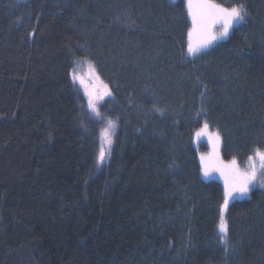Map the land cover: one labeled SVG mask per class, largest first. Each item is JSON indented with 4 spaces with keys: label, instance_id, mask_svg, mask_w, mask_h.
Listing matches in <instances>:
<instances>
[{
    "label": "trees",
    "instance_id": "16d2710c",
    "mask_svg": "<svg viewBox=\"0 0 264 264\" xmlns=\"http://www.w3.org/2000/svg\"><path fill=\"white\" fill-rule=\"evenodd\" d=\"M213 2L244 20L190 57L185 0H0V264H264V187L222 244L193 144L207 121L224 161L264 149V0ZM79 60L111 92L99 116Z\"/></svg>",
    "mask_w": 264,
    "mask_h": 264
},
{
    "label": "snow or ice",
    "instance_id": "6c2138e0",
    "mask_svg": "<svg viewBox=\"0 0 264 264\" xmlns=\"http://www.w3.org/2000/svg\"><path fill=\"white\" fill-rule=\"evenodd\" d=\"M187 11L191 21V28L187 34V54L189 56L198 55L202 50L209 48L215 42L227 38L234 25L243 21L246 15L243 5L225 7L213 2V0H187ZM87 75L102 86L101 90L95 87L90 90L85 83L84 76L77 71L76 67H73L70 72L73 85L79 83L83 88L84 96L87 98L88 110L99 116V105L106 96L111 95V92L108 90L107 85L102 84L94 65L90 62H88ZM113 127V122L109 120L108 127L102 134V145L97 157L98 164H102L108 154L104 145L109 146L110 149L112 143L110 130ZM204 136H207L211 151L200 156L201 171L205 177H208L212 171H217L224 179L223 203L219 209L218 231L220 233V242L227 245L228 224L225 219V212L229 207L230 201L237 196H246L250 187L254 186L257 182L260 183L261 187H264V171H261L258 177V169L255 166L241 169L238 167L235 158L225 164L219 156L220 135L216 132H209L207 121L194 133L196 141H199ZM254 152L255 156L262 162L261 168H264V151L256 148ZM248 160L252 161L253 156L249 155Z\"/></svg>",
    "mask_w": 264,
    "mask_h": 264
},
{
    "label": "rangeland",
    "instance_id": "374dc122",
    "mask_svg": "<svg viewBox=\"0 0 264 264\" xmlns=\"http://www.w3.org/2000/svg\"><path fill=\"white\" fill-rule=\"evenodd\" d=\"M17 1H20V2H23V1H25V0H17ZM186 1V7H187V0H185ZM239 23V22H238ZM238 23H236L235 25H237ZM234 25V26H235ZM191 28V22H190V27H189V29ZM232 30V29H231ZM230 30V31H231ZM187 43H188V36H187ZM216 43V42H215ZM214 43V44H215ZM212 46V45H211ZM210 46V47H211ZM187 47V46H186ZM187 50V49H186ZM203 51V50H202ZM190 57H193V56H190ZM78 62V63H77ZM74 67H76L77 68V71L81 74V75H83L84 76V78H85V83L88 85V87H89V89L91 90L92 88H97L98 90H101V85L100 84H98L94 79H92V78H90L87 74H88V61H86V60H79V61H76V63H75V65H74ZM97 73V72H96ZM98 75V74H97ZM100 78V77H99ZM100 81L102 82V84L103 85H106L101 79H100ZM77 85V87L82 91V93H83V95H84V91H83V88L79 85V83H77L76 84ZM107 88H108V86H107ZM108 90H109V88H108ZM110 91V90H109ZM108 97H110V96H106L105 98H104V100L106 99V98H108ZM84 98H85V104H86V106H87V98L84 96ZM103 100V101H104ZM102 102V101H101ZM205 122H203L202 123V125L200 126V127H202L203 126V124H204ZM108 127V123H106V125L102 128V131H101V145H102V134H103V132H104V130L106 129ZM199 127V128H200ZM198 128V129H199ZM197 129V130H198ZM112 130H113V128L110 130V133H111V139H112ZM209 132H216V133H218L216 130H214V129H211L210 127H209ZM220 143H221V141H220ZM193 144H194V147H195V149H196V151H197V158H198V162H199V165H200V175H201V177H202V179H204V180H209V179H214V180H216V181H218L220 184H221V186H222V190H223V192H224V179H223V177L220 175V173L219 172H217V171H212L211 173H210V175L208 176V177H205L204 175H203V173H202V171H201V162H200V156L202 155V154H207V153H209L210 151H211V148H210V146H209V144H208V139H207V136H204V137H201L200 139H199V141H196L195 140V138H194V135H193ZM101 147V146H100ZM104 147H105V149H106V152L108 153V151H109V146H107V145H104ZM262 151H264V149H261ZM98 153H99V151H98ZM219 156H220V148H219ZM252 156H253V160L252 161H249L248 160V158H247V160L245 161V165H242V166H239L238 165V167H240L241 169H248V168H250V167H252V166H255L257 169H258V177H259V173L261 172V171H264V168H261V161H260V159L258 158V157H256L255 156V152H253V154H252ZM106 157H107V155H106ZM106 159V158H105ZM220 159L222 160V158L220 157ZM225 164H227L228 162H230V161H224V160H222ZM260 185V183L259 182H257L254 186H252V187H250V189H252L253 187H255V186H259ZM250 191V190H249ZM249 196V192L247 193V195L246 196H243V197H239V196H237L235 199H242V198H247ZM234 200V199H233ZM231 202V201H230ZM222 203H223V200H222ZM221 203V204H222ZM220 204V205H221ZM219 209H220V207H219ZM226 213V212H225ZM219 215H220V213H219ZM218 224H219V218H218ZM218 224H217V231H218ZM218 235L220 236V233H219V231H218Z\"/></svg>",
    "mask_w": 264,
    "mask_h": 264
}]
</instances>
